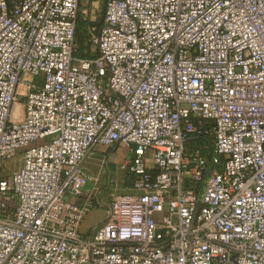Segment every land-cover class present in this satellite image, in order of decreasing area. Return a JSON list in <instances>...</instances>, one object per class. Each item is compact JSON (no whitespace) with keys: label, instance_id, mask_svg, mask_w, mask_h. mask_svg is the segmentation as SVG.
<instances>
[{"label":"built area","instance_id":"obj_1","mask_svg":"<svg viewBox=\"0 0 264 264\" xmlns=\"http://www.w3.org/2000/svg\"><path fill=\"white\" fill-rule=\"evenodd\" d=\"M0 264H264V0H0Z\"/></svg>","mask_w":264,"mask_h":264},{"label":"rangeland","instance_id":"obj_2","mask_svg":"<svg viewBox=\"0 0 264 264\" xmlns=\"http://www.w3.org/2000/svg\"><path fill=\"white\" fill-rule=\"evenodd\" d=\"M86 13L80 17L81 20L87 23V33L93 25L91 23L89 9H84ZM103 11L98 13L97 25L102 22ZM128 151L123 149L122 153L116 154L112 149H98L97 154L91 157L86 164V167L91 171L93 180L84 190V199H90L92 210H101L104 214L107 211V205L110 204L113 196L131 194L133 180L129 176L128 169L125 167ZM21 156L18 155L9 165L10 172L15 171L21 166ZM98 212L89 211L82 224V230L88 231L96 226L90 223L92 218H96ZM105 215L103 216L104 219ZM101 219V221L103 220ZM99 221V222H101Z\"/></svg>","mask_w":264,"mask_h":264},{"label":"trees","instance_id":"obj_3","mask_svg":"<svg viewBox=\"0 0 264 264\" xmlns=\"http://www.w3.org/2000/svg\"><path fill=\"white\" fill-rule=\"evenodd\" d=\"M76 40L80 47L78 54L80 56L84 55L86 51V42L88 40V33H87V23L83 20L78 19L77 28H76Z\"/></svg>","mask_w":264,"mask_h":264},{"label":"crops","instance_id":"obj_4","mask_svg":"<svg viewBox=\"0 0 264 264\" xmlns=\"http://www.w3.org/2000/svg\"><path fill=\"white\" fill-rule=\"evenodd\" d=\"M106 149H108V150H110V149H112V151L114 152V153H116V154H119L120 152L122 153V151H123V148L122 147H117V146H115V147H111V148H106ZM83 200V199H82ZM85 200V199H84ZM93 212H98V214L97 215H99V216H96V218H92L91 220H90V223L92 224V225H97L98 223H99V221H101V219H103V216L105 215L104 214V212L103 211H101V210H98V209H96V210H91V214L93 213ZM93 228V227H92Z\"/></svg>","mask_w":264,"mask_h":264}]
</instances>
